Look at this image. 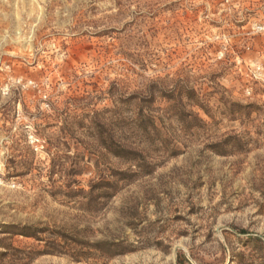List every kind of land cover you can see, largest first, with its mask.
<instances>
[{
	"label": "rangeland",
	"instance_id": "obj_1",
	"mask_svg": "<svg viewBox=\"0 0 264 264\" xmlns=\"http://www.w3.org/2000/svg\"><path fill=\"white\" fill-rule=\"evenodd\" d=\"M256 24L264 0H0V264H264Z\"/></svg>",
	"mask_w": 264,
	"mask_h": 264
},
{
	"label": "trees",
	"instance_id": "obj_2",
	"mask_svg": "<svg viewBox=\"0 0 264 264\" xmlns=\"http://www.w3.org/2000/svg\"><path fill=\"white\" fill-rule=\"evenodd\" d=\"M134 152V150L127 148L126 146L120 145L118 147V153H116L115 155L119 158L122 159H128L130 158V155H132ZM21 235H24L26 237H33L32 235H30L29 233H23Z\"/></svg>",
	"mask_w": 264,
	"mask_h": 264
},
{
	"label": "built area",
	"instance_id": "obj_3",
	"mask_svg": "<svg viewBox=\"0 0 264 264\" xmlns=\"http://www.w3.org/2000/svg\"><path fill=\"white\" fill-rule=\"evenodd\" d=\"M254 30L257 31L259 34H264V25L263 24H256L254 26ZM247 49H250L249 47ZM260 70V67L257 68Z\"/></svg>",
	"mask_w": 264,
	"mask_h": 264
}]
</instances>
